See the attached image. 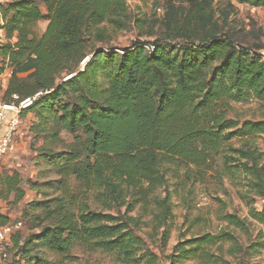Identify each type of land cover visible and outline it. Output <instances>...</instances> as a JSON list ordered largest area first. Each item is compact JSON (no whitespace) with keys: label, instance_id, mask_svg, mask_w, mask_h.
Here are the masks:
<instances>
[{"label":"trees","instance_id":"16d2710c","mask_svg":"<svg viewBox=\"0 0 264 264\" xmlns=\"http://www.w3.org/2000/svg\"><path fill=\"white\" fill-rule=\"evenodd\" d=\"M175 1H166L161 16L150 20L133 18L126 0H8L0 6V74L11 70L3 100L35 96L21 111V117L33 115L31 133L44 142L60 141L61 132L72 137L58 151L41 146L42 172L55 178L30 182L29 189L46 196L47 188L60 191L73 176L106 210L126 206L121 215L96 211L66 192L33 201L41 210L38 231L25 240L16 233L10 239L28 263H45L30 253L37 247L65 255L82 243L126 263L155 264L144 260L127 213L134 206L130 201L148 204L165 182L166 165L174 162L203 178L222 154L223 172L244 173L249 190L264 196L262 151L226 145L232 138H259L264 146V44L234 30L232 0ZM234 1L264 11V0ZM42 20L45 29L36 36L34 27ZM130 25L138 37L153 41L116 47L115 37ZM251 100L260 104V119L227 117L230 101ZM24 195L19 172H0V201L14 205ZM245 204L248 218L264 225V205ZM222 220L248 234L245 218L228 213ZM8 222L0 214V226ZM224 243L231 244L230 252L240 250L236 236L224 231L183 240L172 256L213 264L207 248ZM261 246L253 245L255 251Z\"/></svg>","mask_w":264,"mask_h":264},{"label":"rangeland","instance_id":"374dc122","mask_svg":"<svg viewBox=\"0 0 264 264\" xmlns=\"http://www.w3.org/2000/svg\"><path fill=\"white\" fill-rule=\"evenodd\" d=\"M7 1L4 0L3 4ZM166 1L168 0H126V5L133 18L144 17L150 20L161 16ZM215 1L217 3L220 0ZM231 4L233 14L230 18H234L231 23L236 26L234 30L239 31V35L250 43L264 44V11L239 4L234 0ZM40 8L43 9V6L40 5ZM45 26L46 21H39L34 27V35L39 36ZM138 39L153 41L152 37H138V30L130 25L117 34L113 44L123 49L130 47ZM10 74V68L5 67L1 72L0 81L7 84ZM259 105L256 100L243 103L230 101L227 117H236L240 121L260 119L262 111ZM33 121L32 114L21 117V124L13 136L9 153L0 161V172L15 170L22 178V187L25 190L22 200L14 205L0 201V214L7 216L9 223L21 222L20 228L16 231L21 240L29 238L39 229L37 225L40 221L36 217L41 210L33 207L32 202L57 194L62 195L63 192L76 195L79 201L86 202L92 210L114 215L123 214L125 205L115 204L110 210H106L95 200L92 192L83 191V186L73 176L64 179L65 185L60 191L45 188L46 196L29 189L30 182L36 180L46 182L55 178L53 172H42L46 168L45 164L37 158L41 146L45 145L58 151L72 143V137L65 132L60 133L58 142H44L41 138H36L30 131ZM226 145H232L234 148L255 145L262 151L264 159V146L259 138L246 143L232 138ZM221 156L222 154L215 158L213 169L207 171L203 178H199L195 171L188 172L179 162L168 164L164 171V184L154 190L146 206L130 201L134 206L127 215L134 218L133 223L136 226V234L141 239L144 260L150 257L155 264H201L198 258L175 261L172 256L176 253L174 247L183 240L202 234L229 231L236 236L240 250L230 252V243L209 246L207 250L213 256L210 259L211 263L264 264V225L248 218V207L245 204L247 200H251L252 205L260 209L264 205V196L256 195L254 190H249L246 185L248 176L244 173L223 172ZM228 213L249 221L248 234L227 225L222 220V216ZM10 243L7 246L3 245L6 256L0 255V264H31L19 255L20 252L12 241ZM256 243L262 244L257 251L253 247ZM30 253L41 257L45 261L44 264H131L121 261L116 253L104 252L82 243L73 245L65 255H57L40 247L32 249ZM140 264L147 263L143 261Z\"/></svg>","mask_w":264,"mask_h":264},{"label":"built area","instance_id":"2783aa9c","mask_svg":"<svg viewBox=\"0 0 264 264\" xmlns=\"http://www.w3.org/2000/svg\"><path fill=\"white\" fill-rule=\"evenodd\" d=\"M3 3L4 0H0V6L4 5ZM0 25H2L1 17ZM0 41H4L3 31L1 28ZM146 48L147 50H152V46L150 45H147ZM260 55L264 60V50L260 51ZM5 84V82L0 84V161L9 153L13 136L21 124V111L31 106L35 100V96L19 99V97L15 94L11 95L9 101L3 100L1 89L5 86ZM20 226L21 222H15L14 224L8 222L7 224L0 226L1 256H6L4 246H7L11 242V236L16 233Z\"/></svg>","mask_w":264,"mask_h":264}]
</instances>
